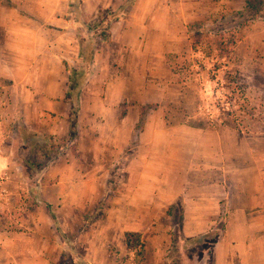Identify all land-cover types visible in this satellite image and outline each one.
<instances>
[{
  "label": "crops",
  "instance_id": "crops-1",
  "mask_svg": "<svg viewBox=\"0 0 264 264\" xmlns=\"http://www.w3.org/2000/svg\"><path fill=\"white\" fill-rule=\"evenodd\" d=\"M245 5L246 0H135L111 27L110 55L101 58L96 47L73 133L69 84L73 68L82 63V42L64 40L72 27L68 12L0 0V83L14 88L13 96L25 97L14 109L28 128L64 142L44 169L58 192L48 200L63 232L80 231L85 213L98 210L112 173L128 176L126 196L106 206L109 221L96 220L84 233L90 242L78 253L85 261L63 263L68 244L50 215L39 218V230L31 234L43 225L52 230L32 252L33 264H113L108 243L115 241L122 251L135 233L147 244L144 261L171 264V230L177 224L181 264H264V132L222 136L148 116L136 134L142 105L161 102L170 90L182 93L185 82L167 54L181 53L187 23L221 24ZM240 46L250 62L264 65V20L244 28ZM173 75L179 82L174 77L171 83ZM48 184L42 185L43 195ZM214 228L220 231L208 249L188 251L190 239ZM25 253L5 252L16 259L0 264H31L21 259Z\"/></svg>",
  "mask_w": 264,
  "mask_h": 264
},
{
  "label": "rangeland",
  "instance_id": "rangeland-1",
  "mask_svg": "<svg viewBox=\"0 0 264 264\" xmlns=\"http://www.w3.org/2000/svg\"><path fill=\"white\" fill-rule=\"evenodd\" d=\"M134 2L135 0L41 1L45 10L49 8L47 11L68 12L67 17L72 27L65 34L64 40L79 45L89 38L93 39L95 50L100 45L101 58L109 56L110 51L114 50L110 48L113 47L112 43H107L111 37V27L127 16ZM41 3L26 0V8L37 10ZM120 7L122 11L118 14ZM256 20L264 18L258 17L244 23L241 22L242 19H235L231 13L217 25L200 20L189 21L181 53L167 54L170 67L185 82L182 93L179 95L175 90H170L161 102L156 103L162 105V112L157 111L159 106L156 104L142 105L136 134L139 136L143 131L148 116H160L169 126L183 122L196 128L212 129L216 131V135L222 136H226V132L263 133L264 65L257 66L250 62L240 46L244 28ZM53 36L55 34L48 37ZM174 77L177 78L173 75L170 79L172 84ZM177 81L179 82L178 78ZM5 85L6 82L0 83V260L11 259L5 252H26L21 259L33 264L35 257L32 252L38 251L41 236H51L52 230L48 225H43L40 232L31 234L36 229L39 230V218L50 216V209L46 204L49 203L48 198L58 195L50 182L52 178L44 176V169L52 164L56 146H63L64 142L55 143L48 134H35L28 128L14 109L15 101H24L25 97L13 96L16 90L12 87L7 89ZM46 182L49 184L43 195L42 185ZM127 184L128 176L118 177L112 173L108 177L106 192L98 210L93 214L85 213L86 222L80 231L68 233V248L64 251L63 263L85 261L78 253L82 252V246L90 242L84 233L91 229L96 220L104 219L106 223L109 221L104 217L108 210L106 206L119 197L126 196ZM131 186L133 187V183ZM135 187L138 188L139 185L136 183ZM174 207L175 210L172 209L177 222L179 208L177 205ZM179 227V224L174 225L171 230L174 235L169 251L172 256L171 264H181L177 260L180 248L177 247ZM219 231L214 228L207 234L194 237L185 247L189 252L192 249H208ZM208 236L212 238L208 241L210 244L206 243ZM128 241L122 251L115 241L108 243L112 263L146 264L144 254L147 244L141 239L140 233L129 236ZM68 252H71V256H68ZM13 258L16 259V256L9 263L13 262Z\"/></svg>",
  "mask_w": 264,
  "mask_h": 264
},
{
  "label": "trees",
  "instance_id": "trees-1",
  "mask_svg": "<svg viewBox=\"0 0 264 264\" xmlns=\"http://www.w3.org/2000/svg\"><path fill=\"white\" fill-rule=\"evenodd\" d=\"M118 14L122 11V7L118 8ZM117 15V12H114ZM235 19H242L241 22H248L250 20H254L258 17L264 18V0H246V5L242 10H238L233 12ZM84 23V22H82ZM95 52V42L93 39H88L87 41L82 42L80 58L82 59V63L78 68H73L71 76H70V93L69 99L73 102V112L71 125L73 133L75 131V125L77 121V113L79 109V97L80 91L87 79L92 74V62L94 59ZM50 208V215L54 222L56 223L58 230L62 233V235L67 238L68 234L63 232V230L58 225V220L55 212L51 209V204L47 203ZM148 264V263H146Z\"/></svg>",
  "mask_w": 264,
  "mask_h": 264
}]
</instances>
